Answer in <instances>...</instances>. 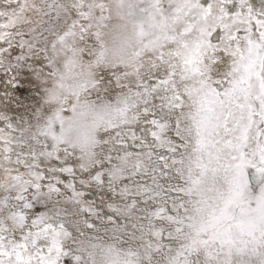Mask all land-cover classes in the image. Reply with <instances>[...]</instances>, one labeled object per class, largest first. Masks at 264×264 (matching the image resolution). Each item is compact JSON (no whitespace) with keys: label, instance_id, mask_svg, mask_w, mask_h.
Listing matches in <instances>:
<instances>
[{"label":"snow or ice","instance_id":"1","mask_svg":"<svg viewBox=\"0 0 264 264\" xmlns=\"http://www.w3.org/2000/svg\"><path fill=\"white\" fill-rule=\"evenodd\" d=\"M0 89V264H264V0H0Z\"/></svg>","mask_w":264,"mask_h":264},{"label":"rangeland","instance_id":"2","mask_svg":"<svg viewBox=\"0 0 264 264\" xmlns=\"http://www.w3.org/2000/svg\"><path fill=\"white\" fill-rule=\"evenodd\" d=\"M254 6L256 7H260V0H252ZM2 90V89H0ZM30 92V88H29V84L28 81L25 80L22 84L21 87L18 88L17 90V95L21 98L27 97L29 95Z\"/></svg>","mask_w":264,"mask_h":264},{"label":"clouds","instance_id":"3","mask_svg":"<svg viewBox=\"0 0 264 264\" xmlns=\"http://www.w3.org/2000/svg\"><path fill=\"white\" fill-rule=\"evenodd\" d=\"M109 39H111V38H109ZM77 134H78V130L75 128L67 133L69 139H74Z\"/></svg>","mask_w":264,"mask_h":264}]
</instances>
